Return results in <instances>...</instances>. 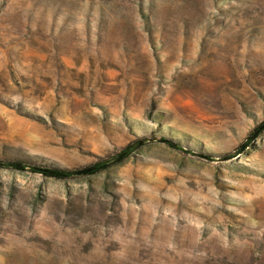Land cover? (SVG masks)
<instances>
[{
	"label": "rangeland",
	"instance_id": "obj_1",
	"mask_svg": "<svg viewBox=\"0 0 264 264\" xmlns=\"http://www.w3.org/2000/svg\"><path fill=\"white\" fill-rule=\"evenodd\" d=\"M263 120L264 0H0V160L196 154L0 168V264H264Z\"/></svg>",
	"mask_w": 264,
	"mask_h": 264
},
{
	"label": "trees",
	"instance_id": "obj_2",
	"mask_svg": "<svg viewBox=\"0 0 264 264\" xmlns=\"http://www.w3.org/2000/svg\"><path fill=\"white\" fill-rule=\"evenodd\" d=\"M263 130H264V120L253 129L248 140H251L253 137L258 138ZM148 140L149 139H145L143 137L138 138L132 141L131 143H129L128 145H125L117 153L111 156H105L104 158H101L100 160H98L92 165L90 164L89 166L78 168V169H74V168L60 169L57 167H50V166L46 167V166H39L37 164H28V163H24L19 160H5V159L0 160V168H4L5 170L30 172L33 174H39L40 176L44 178H52V179H56L57 181H63L66 179H71V178L78 179V178H82L85 176H89V175L92 176L97 173H101L107 169H110L120 164L121 162H123V160H126L129 156H131L133 152H135L142 146H145ZM154 140L156 139L152 138L149 141H154ZM156 141L160 142V144H163L168 148L177 150L178 152H181L183 154H192L196 156L194 152L182 148L176 142H173L169 139L159 138ZM249 144L250 143H243L241 147H239V149L245 145L249 146ZM237 153H239V150L237 151ZM200 157H204L205 159L211 160V161L215 159V157L211 155L200 156ZM234 157H236V155L229 154V153L221 156L222 160H226V159L230 160V159H233Z\"/></svg>",
	"mask_w": 264,
	"mask_h": 264
}]
</instances>
